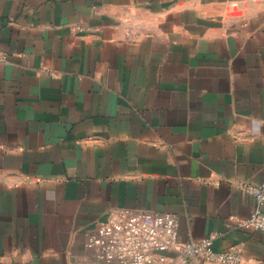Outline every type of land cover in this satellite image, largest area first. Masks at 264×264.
<instances>
[{
    "label": "crops",
    "instance_id": "1",
    "mask_svg": "<svg viewBox=\"0 0 264 264\" xmlns=\"http://www.w3.org/2000/svg\"><path fill=\"white\" fill-rule=\"evenodd\" d=\"M0 50V264H85L122 208L264 264V0H0Z\"/></svg>",
    "mask_w": 264,
    "mask_h": 264
},
{
    "label": "built area",
    "instance_id": "2",
    "mask_svg": "<svg viewBox=\"0 0 264 264\" xmlns=\"http://www.w3.org/2000/svg\"><path fill=\"white\" fill-rule=\"evenodd\" d=\"M78 32H91L92 27L75 26ZM7 55L0 50V64ZM241 189L254 198L251 215L237 222L236 228L264 232V181L242 185ZM177 217L168 212L112 210L86 238L89 252L85 264H164V253L175 251L183 264H239L241 252L236 247L217 251L216 234L198 241H176Z\"/></svg>",
    "mask_w": 264,
    "mask_h": 264
}]
</instances>
